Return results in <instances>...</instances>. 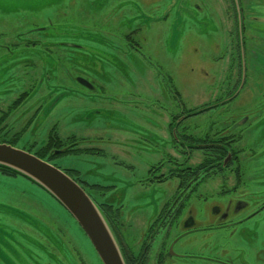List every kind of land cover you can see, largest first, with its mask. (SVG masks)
Masks as SVG:
<instances>
[{"label":"rangeland","instance_id":"rangeland-1","mask_svg":"<svg viewBox=\"0 0 264 264\" xmlns=\"http://www.w3.org/2000/svg\"><path fill=\"white\" fill-rule=\"evenodd\" d=\"M68 1L0 0V108L15 110L7 119L11 131L8 138L15 140V146L21 150L32 154L41 152L51 131H56L62 138L75 135L77 145L83 148L89 140L90 146L104 151L94 155L66 154L55 163L63 168L78 170L80 182L82 180L93 187L86 188L79 181L77 183L95 200L102 202L110 199L113 202L110 212L106 211L108 214L104 213L100 202L98 205L106 218L107 215L112 218L120 246L118 232L128 250L135 253L140 236L136 228L142 227L135 224L140 223L141 218L154 216L160 204L171 198L169 194L162 195L158 187L150 188L138 183L147 176L151 163L159 158L143 146L157 142L158 139H154L157 136L172 140L169 124L172 127L174 121L176 123L196 111V115H189L183 120L186 125L207 124L216 118L226 119L240 107L251 110L252 114L255 112L253 122L258 123L261 98L258 87L263 77L259 72L252 73L245 91L230 104L228 100L231 99L226 97L223 82H219L214 90L211 87L213 83L205 82L201 73L203 60L213 48L210 45L206 49L203 40L220 36L209 29L215 27L214 20L209 24L204 21L201 27L194 9H190L201 5V0H173L159 8L162 14L141 17L144 37L138 35V46L147 58L162 67L167 80L158 74L149 60L144 61L128 47V41H132L130 32L135 28L130 19V3L122 4L127 7L126 19L117 17L111 20L117 12L114 6L120 2L118 0H89L88 11L87 6L83 8L84 16L68 7ZM96 22L98 24H93ZM73 23L80 27L72 26ZM148 24L151 28L146 31ZM92 26L102 27L103 32L98 33L104 34L98 39L101 45L97 42L90 44V56L53 44L74 41L72 30H79L82 34L85 29L88 35L84 43H87L96 33ZM202 33L204 36L201 37ZM77 76L87 77L94 86L91 94L96 93L95 98L83 94L89 91L77 84ZM203 89L205 94L201 93ZM237 93L232 96L236 97ZM18 97L23 99L22 104L18 101L14 103ZM159 103L168 110L161 108ZM178 106L185 113L182 116L178 113ZM215 107L223 108L219 117L218 110H211ZM200 108L205 109L201 111ZM239 111L237 117L242 116ZM33 112L37 115L32 123L23 127L30 117L28 114ZM226 120L222 122L225 124ZM249 133L252 137L246 152L252 155V159L245 162L244 189L249 193L247 197L250 201L263 200L264 133L260 126L258 129L250 127ZM14 135L16 137H12ZM82 139L86 141L82 142ZM64 141V145L71 142ZM47 155L44 159L49 162L51 155ZM0 204L12 210V215L16 211L34 220L45 233L39 235L33 229L29 230L30 235H38L37 239L48 248L53 247L52 238L60 243L58 256L55 252L48 260L50 264H103L73 216L32 181L0 173ZM15 205L26 212L17 210ZM248 213L245 211L242 214L245 216ZM8 221L22 228L13 217H8ZM255 223L258 227L254 231ZM243 225H248V228L243 229L239 225L231 234L230 230L226 231L217 241L218 250L230 251L235 260L242 254L248 264H264V213ZM63 241H70L75 252ZM203 246L204 252L211 250L210 245ZM193 247L188 245L186 251L192 252ZM201 249L202 246H199L198 250ZM186 262L206 264L200 260L187 259Z\"/></svg>","mask_w":264,"mask_h":264},{"label":"flooded vegetation","instance_id":"flooded-vegetation-1","mask_svg":"<svg viewBox=\"0 0 264 264\" xmlns=\"http://www.w3.org/2000/svg\"><path fill=\"white\" fill-rule=\"evenodd\" d=\"M118 1L120 2L114 6L117 12L111 16V20L117 17L126 19L124 15L127 7L122 4L123 2L130 3L132 9L130 19H132L131 23H135V28L130 32L132 41H128V47L140 55L144 61L149 60L157 69L158 74L167 80L168 76L166 78L162 67L146 57L136 40L138 35L144 37L142 30L144 21L141 17L162 14V11H158L159 8L167 6L173 0ZM68 3L67 6L71 7L74 12L84 16L86 13L83 8L87 6L89 0H69ZM88 8L89 4L87 11ZM190 9H194L201 27H203L204 21L209 24V21L214 20L215 27L209 29L221 37L203 40L206 49L210 45L213 48L209 55L204 53L206 56L201 72L203 79L206 80L205 82L214 84L211 85L213 90L214 87L218 88L219 82H223L227 99L232 97L233 93L238 92L236 97L228 101L230 104L245 91L251 74L259 72L263 77L262 84L258 87L259 92L261 91L260 106L258 107L260 118H258V123H254L255 112L252 114L251 110L247 111V108L240 107L238 109L242 113L240 117H237L238 110H236L228 115L227 120L216 118L215 121L207 124L186 125L184 120L175 129H173L174 125L172 128L169 124L172 140L157 136L154 138L158 139L157 142H153L151 146H143L153 155H159V158L151 163L147 176L141 178L138 183L148 185L150 188L158 187L162 195L169 194L171 198L160 204L159 208H161L157 209L154 216L141 218L140 223L135 224V226H142L136 228V231L140 232V236L138 249L135 253L128 250L118 232L127 264H187V259L196 262L200 260L206 264H248L242 254H239L235 260L230 251L226 249L219 251L217 241L226 231L230 230V234L235 232L239 225H242L243 229L248 228V225H243L246 221L264 213V199L250 201L247 197L249 193L244 189L246 186L244 184L245 162L252 159V155L246 152L247 143L251 142L252 137V133H249L250 127L254 126L258 129L260 126L264 133V0H201V5L192 6ZM139 23H142L141 27ZM93 24H98V22ZM72 26L80 27L75 23ZM149 26L150 24L145 27L146 31L151 28ZM92 29L96 33L91 40H87V43H84L88 35L85 29L82 34L79 30H72L71 38L74 41L53 44L69 47L71 50L90 56L89 50L92 47L90 44L92 42L99 43L98 39H101V35L104 34L98 33L103 32L102 27L92 26ZM127 35L129 37V33H126ZM200 36H204V33ZM24 39L29 40L28 38ZM165 47L167 48V44ZM75 79H78L77 84L89 91V93H83L85 96L88 95L87 97L91 98L97 96L96 93H93L95 96L91 94L94 86L90 84L86 76H77ZM201 93L205 94V89ZM20 100L21 98L18 97L14 103L19 101L22 104ZM116 103L120 104L118 101ZM160 107L167 109L162 104ZM178 109L181 116L185 114L181 107L178 106ZM222 109L215 107L211 110H218L217 117H219ZM14 111L10 108L7 110L0 108V136L4 141L2 143L16 147L17 142L8 138L11 131L7 121ZM28 115L30 117L24 122L23 127L31 124L37 113L33 112ZM223 119L226 120L225 124L222 122L225 121ZM174 122L173 124H175ZM13 126L15 127L14 124ZM173 135L174 137L176 135L177 138L174 139ZM50 136L54 146L46 149ZM12 137H16V135ZM49 137L46 144L41 147V153L46 157V153L52 150L50 154L48 153L51 155L49 162H53L55 166L62 168L79 182V171L59 166L55 163L57 159L66 154L104 153L102 149L90 146L89 140H87V148L77 145L78 139L75 140V135L62 138L56 131H51ZM64 140H71V142L64 145ZM83 140L85 139H82V142H84ZM161 152L162 155H160ZM0 173L9 177L20 176L1 168ZM80 183L86 188L93 187V185L84 184L82 180ZM95 201L100 202V206L107 212L112 209L113 202L110 199L102 202ZM14 207L21 212H26L21 206L15 205ZM11 211L0 204V264H50L48 260L55 252L58 256L60 243L52 238L53 247L48 248L37 239L38 235L33 237L29 232V230L35 229L40 233L39 235H42L44 232L42 228L28 216L16 211H13L12 215ZM245 211H249V213L243 216L242 213ZM10 216L22 228H17V225L9 223L8 217ZM256 227L258 226L255 223L252 230L255 231ZM10 228H13L11 232H9ZM212 237L214 238L212 239ZM209 239L212 240L209 241ZM199 242H201L200 245ZM64 244L70 245L71 250L73 249L75 252V247L70 241L64 242ZM204 244L210 245L211 250L208 249L207 253L204 252ZM188 245L194 246L193 251H197L195 253L186 251ZM199 246H202L201 250H198Z\"/></svg>","mask_w":264,"mask_h":264},{"label":"water","instance_id":"water-1","mask_svg":"<svg viewBox=\"0 0 264 264\" xmlns=\"http://www.w3.org/2000/svg\"><path fill=\"white\" fill-rule=\"evenodd\" d=\"M189 115L177 121L173 129ZM0 166L32 181L57 200L88 236L103 264H127L100 206L70 175L48 161L8 143H0Z\"/></svg>","mask_w":264,"mask_h":264},{"label":"trees","instance_id":"trees-1","mask_svg":"<svg viewBox=\"0 0 264 264\" xmlns=\"http://www.w3.org/2000/svg\"><path fill=\"white\" fill-rule=\"evenodd\" d=\"M20 101H23V99L20 100ZM17 103H19V101H18ZM52 146H54V145H53V139H52V137L50 136V137H49L48 147H47L46 149L51 148ZM34 154H35L36 156H38L39 158L45 160V159H44V158H45V154H42L41 152H37V153H34ZM0 168L3 169V170H5V171H10V172H12V173H15V174L19 175L18 173L14 172V171H12V170H9L8 168L2 167V166H0ZM20 176H21V175H20ZM51 197H52V196H51ZM52 198H53V197H52ZM91 198L95 201V199H94L93 197H91ZM95 202H96V201H95ZM96 203H97V202H96ZM97 204H98V203H97ZM101 208H102V207H101ZM102 210L104 211V213H106V211H105L103 208H102ZM106 214H107V213H106ZM107 219H108V221H109V223H110V225H111L113 231L116 232V231H115V230H116V227H115V225H114V223H113V221H112V218H111L110 216L107 215Z\"/></svg>","mask_w":264,"mask_h":264}]
</instances>
